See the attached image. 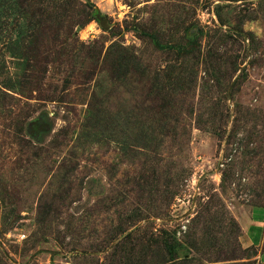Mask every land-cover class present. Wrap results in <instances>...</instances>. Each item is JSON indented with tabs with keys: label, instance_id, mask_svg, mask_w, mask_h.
Listing matches in <instances>:
<instances>
[{
	"label": "rangeland",
	"instance_id": "374dc122",
	"mask_svg": "<svg viewBox=\"0 0 264 264\" xmlns=\"http://www.w3.org/2000/svg\"><path fill=\"white\" fill-rule=\"evenodd\" d=\"M258 206L264 0H0V264H210Z\"/></svg>",
	"mask_w": 264,
	"mask_h": 264
},
{
	"label": "crops",
	"instance_id": "0c3cea01",
	"mask_svg": "<svg viewBox=\"0 0 264 264\" xmlns=\"http://www.w3.org/2000/svg\"><path fill=\"white\" fill-rule=\"evenodd\" d=\"M239 223L238 245L247 253L210 264H264V207L244 208Z\"/></svg>",
	"mask_w": 264,
	"mask_h": 264
},
{
	"label": "water",
	"instance_id": "95a60500",
	"mask_svg": "<svg viewBox=\"0 0 264 264\" xmlns=\"http://www.w3.org/2000/svg\"><path fill=\"white\" fill-rule=\"evenodd\" d=\"M102 25H103L104 27H107V25L104 23V21L102 22Z\"/></svg>",
	"mask_w": 264,
	"mask_h": 264
}]
</instances>
